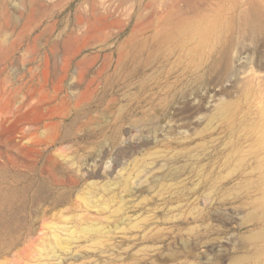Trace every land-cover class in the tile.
Wrapping results in <instances>:
<instances>
[{
  "label": "rangeland",
  "instance_id": "374dc122",
  "mask_svg": "<svg viewBox=\"0 0 264 264\" xmlns=\"http://www.w3.org/2000/svg\"><path fill=\"white\" fill-rule=\"evenodd\" d=\"M196 17L264 75V0H0V264H264V89L185 78Z\"/></svg>",
  "mask_w": 264,
  "mask_h": 264
},
{
  "label": "bare ground",
  "instance_id": "6f19581e",
  "mask_svg": "<svg viewBox=\"0 0 264 264\" xmlns=\"http://www.w3.org/2000/svg\"><path fill=\"white\" fill-rule=\"evenodd\" d=\"M201 7H198L199 10ZM191 8H193V6ZM169 9L171 10V8ZM169 9L167 8L165 10L164 8L163 11L165 10V12L167 13ZM194 10L193 11L191 10L192 14L195 12ZM204 10L205 9L203 8V11ZM163 11L160 12L156 5L152 6L149 12V15L151 16V19H152L150 20L157 22V24L159 23V21L162 22L161 19L163 20V18L166 17L165 16L162 18V16L166 15V14H163ZM216 13L217 15H222L223 12L218 11ZM180 14H182V12ZM180 14H178L179 16H177L179 17V19H180ZM167 15H169V13H167ZM172 15L173 14H171V17H173ZM174 15L176 16L177 14H175L174 12ZM207 16L210 17L209 15ZM188 17L190 16L188 15ZM167 19L165 18L164 20H167ZM201 20L203 21V19ZM202 21L201 23H195L194 20H192L191 22H193L194 24L192 23H191L192 25L186 24L181 29H179L178 32L175 33V39L178 42L176 45L179 46L184 51V58L185 60L189 61L188 63H190V65L188 64L190 67L183 70V75L185 76V78L190 77L192 81H197L200 78L202 79V77H209L212 74H215L216 76H219V77L224 76V75L227 76L228 71L230 69L229 68L230 63L233 60L232 59L233 53H235L236 62L239 61L240 68H243V70L240 71L238 69L240 72L235 74L234 78L237 77L239 78V80L241 79V81L243 79L244 85H245L244 87L247 89L256 88L257 91L264 89V75H261V74L256 73L255 71H252L251 68L248 69L247 68L248 63L245 60V57L243 56L244 54V52L242 51L243 49L240 50L237 48L238 47L237 46L238 32H237V29L234 27V23L229 20V21H225L226 24L224 26H220L221 24L219 25L216 22L210 23L208 22V20H206L207 22L205 21L202 22ZM162 24H164V21ZM249 27H250L251 33L256 34V35L257 33L262 32L264 28L262 25L260 24L257 25L254 23H250ZM250 35L251 34H249V36ZM165 38L171 40V35L167 34ZM242 60L243 62L241 63ZM215 95L216 94H213L214 99L216 98ZM233 108L235 109L237 108V105L235 103L233 106V103L229 104L223 99L218 100L214 118L218 120H221V119L222 120H225V119L232 120L233 119V115H232ZM192 109H193L192 113L195 114L198 111L199 107H195ZM250 129L255 131L256 136H257V143L260 149H262L264 147V111L260 112L259 119H258V125L256 126V123L252 122L250 125Z\"/></svg>",
  "mask_w": 264,
  "mask_h": 264
}]
</instances>
